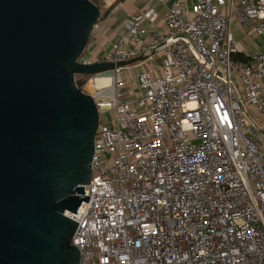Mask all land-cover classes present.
<instances>
[{
    "label": "built area",
    "instance_id": "built-area-1",
    "mask_svg": "<svg viewBox=\"0 0 264 264\" xmlns=\"http://www.w3.org/2000/svg\"><path fill=\"white\" fill-rule=\"evenodd\" d=\"M168 1L161 27L138 10L94 61L143 59L84 76L110 82L85 91L99 125L89 200L66 213L78 264H264V52L235 36H264V0Z\"/></svg>",
    "mask_w": 264,
    "mask_h": 264
},
{
    "label": "water",
    "instance_id": "water-1",
    "mask_svg": "<svg viewBox=\"0 0 264 264\" xmlns=\"http://www.w3.org/2000/svg\"><path fill=\"white\" fill-rule=\"evenodd\" d=\"M99 19L92 0H0V264L79 262L66 213L89 200L99 125L84 76L143 59L82 60Z\"/></svg>",
    "mask_w": 264,
    "mask_h": 264
},
{
    "label": "crops",
    "instance_id": "crops-1",
    "mask_svg": "<svg viewBox=\"0 0 264 264\" xmlns=\"http://www.w3.org/2000/svg\"><path fill=\"white\" fill-rule=\"evenodd\" d=\"M170 1L172 0H169L168 3ZM178 1L181 3H190L192 0ZM102 4L108 11L105 18L102 20L99 29L92 31L90 34L88 45L84 53L85 58L89 61L96 60L100 55L111 49L112 43L124 34V27L130 16L138 10H143L151 5H154L155 9L159 13L156 20V27H161L163 25L161 16L167 3H160L157 2V0H102ZM148 27L151 29L154 28L152 25H148ZM235 29V36L238 40L239 50L245 54L257 52L258 50L247 53L245 51V46L243 45L246 44V41L256 37L245 36L241 30L237 28Z\"/></svg>",
    "mask_w": 264,
    "mask_h": 264
},
{
    "label": "rangeland",
    "instance_id": "rangeland-1",
    "mask_svg": "<svg viewBox=\"0 0 264 264\" xmlns=\"http://www.w3.org/2000/svg\"><path fill=\"white\" fill-rule=\"evenodd\" d=\"M92 1H93L95 4H97L98 7L100 8V19H99V21L97 22V26H94L93 29H92V31H96L97 29H99L102 20H103V19L105 18V16H106V8L103 7L102 0H92ZM255 37H256V38L253 37L251 40L246 41V44H243V45L245 46V51H246L247 53H251V52H253V51H257V50H258V51H261V52H264V36H255ZM252 48H253V49H252ZM81 59H82V60L86 59V58H85V54L82 55ZM154 60H155L156 63L159 62V58H158L157 55H154ZM149 66L151 67V64H150L149 62H147V63L144 65V67H149ZM83 86H84V85H83ZM83 88L85 89V91H86V89H87V91H88L89 93L92 92L93 89H95L94 87H90V85H88V84H86V86L83 87ZM105 114H106L107 116L110 115L109 112H107V113H105V112H104V113L101 112V113H100V121H101V122L103 121V118H104Z\"/></svg>",
    "mask_w": 264,
    "mask_h": 264
},
{
    "label": "bare ground",
    "instance_id": "bare-ground-1",
    "mask_svg": "<svg viewBox=\"0 0 264 264\" xmlns=\"http://www.w3.org/2000/svg\"><path fill=\"white\" fill-rule=\"evenodd\" d=\"M109 82V75L102 74L96 76V78L92 80V85L94 86L95 90H99L101 94H107L109 92Z\"/></svg>",
    "mask_w": 264,
    "mask_h": 264
},
{
    "label": "trees",
    "instance_id": "trees-1",
    "mask_svg": "<svg viewBox=\"0 0 264 264\" xmlns=\"http://www.w3.org/2000/svg\"><path fill=\"white\" fill-rule=\"evenodd\" d=\"M107 11H108V10H106V13H107ZM240 57H241V56H239V59H241Z\"/></svg>",
    "mask_w": 264,
    "mask_h": 264
}]
</instances>
